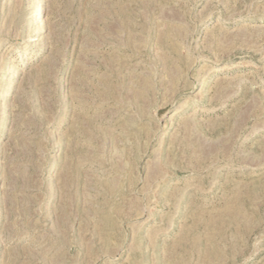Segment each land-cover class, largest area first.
Wrapping results in <instances>:
<instances>
[{
	"label": "rangeland",
	"instance_id": "rangeland-1",
	"mask_svg": "<svg viewBox=\"0 0 264 264\" xmlns=\"http://www.w3.org/2000/svg\"><path fill=\"white\" fill-rule=\"evenodd\" d=\"M0 264H264V0H0Z\"/></svg>",
	"mask_w": 264,
	"mask_h": 264
}]
</instances>
